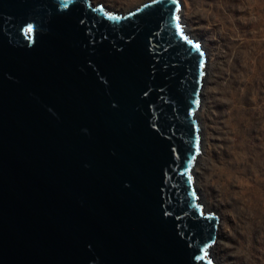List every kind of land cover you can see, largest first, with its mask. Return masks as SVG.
<instances>
[{"label":"water","instance_id":"water-1","mask_svg":"<svg viewBox=\"0 0 264 264\" xmlns=\"http://www.w3.org/2000/svg\"><path fill=\"white\" fill-rule=\"evenodd\" d=\"M175 16L0 0V264H215L193 182L206 56Z\"/></svg>","mask_w":264,"mask_h":264},{"label":"rangeland","instance_id":"rangeland-1","mask_svg":"<svg viewBox=\"0 0 264 264\" xmlns=\"http://www.w3.org/2000/svg\"><path fill=\"white\" fill-rule=\"evenodd\" d=\"M89 1L127 12L147 0ZM179 1L194 35L211 48L214 66L212 79L204 77L206 138L197 169L206 200L225 224L209 255L224 264H264V216L247 219L237 198L246 187L264 198V0ZM220 169L232 174L228 190L217 182Z\"/></svg>","mask_w":264,"mask_h":264},{"label":"bare ground","instance_id":"bare-ground-1","mask_svg":"<svg viewBox=\"0 0 264 264\" xmlns=\"http://www.w3.org/2000/svg\"><path fill=\"white\" fill-rule=\"evenodd\" d=\"M119 11L125 12L126 10L119 9ZM180 22L182 23L183 29L185 32H187L191 37L198 39L197 36H195L194 33L192 32L193 27L188 21L187 13L184 11V9H180ZM201 43L205 50V56H206L205 75L208 77V81H209V79L210 80L212 79V75L214 72L213 62H211L209 58V55H211V48L208 46L206 40H201ZM204 87L205 86H204V78H203V85L200 89V94H199L200 100L202 102L199 100V105L195 112V117L197 118V121H198L199 130L201 129L199 131V135L201 134L200 136L201 142L205 141V138H206L205 123L203 120L202 111H203V108H205V102L207 98L205 96L203 97V99H201V96L205 93V91H203L205 90L203 89ZM200 150H201V146H200ZM203 153H204V147L202 149L201 154L199 151L196 157V162L202 156ZM259 153L260 152H258L257 154ZM196 162H195V166L193 169V175H194L193 182H194L197 193L200 194V199H202V202L205 205L203 206V210L209 213H214V214L216 213V216L218 219L216 230H215V239L213 241L212 246L209 247V252H210V249L214 252L215 246L220 244L221 239L223 237V232H224L223 228H224L225 220L223 216L221 215V213H219L218 211L216 212V209H213L212 206H210L209 201L206 200V193L202 188V179L200 177L201 174L199 173V170L197 169L198 168L197 166H199V163L198 162L196 163ZM231 178H232L231 172H228L225 169H220V171L218 172L217 182H219V185L221 186L222 190L229 189L228 187H230L229 183L231 182ZM237 198L241 201L242 211L247 214L248 216L247 219L262 218L264 216V207H263L264 198L262 196H257L255 194H252L250 191L248 192V188L246 187L243 191L238 193ZM214 258L217 264H224L222 258L216 256V254L214 255Z\"/></svg>","mask_w":264,"mask_h":264},{"label":"snow or ice","instance_id":"snow-or-ice-1","mask_svg":"<svg viewBox=\"0 0 264 264\" xmlns=\"http://www.w3.org/2000/svg\"><path fill=\"white\" fill-rule=\"evenodd\" d=\"M177 10H179V8H177ZM174 19L177 21L176 23V30L177 32L180 34V36L184 39H187L186 36H184V33L182 31V28H181V24L179 23V20H180V17L178 16H175ZM28 31H31V27H29ZM190 44L192 43L190 40L188 41ZM193 47L196 49V50H199L200 49V45L199 44H194ZM201 67H203V61H201ZM205 256H207V252H205ZM209 264H211V261H209Z\"/></svg>","mask_w":264,"mask_h":264}]
</instances>
